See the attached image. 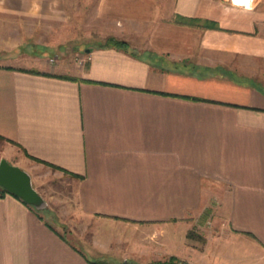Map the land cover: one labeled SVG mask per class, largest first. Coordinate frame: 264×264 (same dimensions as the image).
Wrapping results in <instances>:
<instances>
[{
  "label": "crops",
  "instance_id": "obj_1",
  "mask_svg": "<svg viewBox=\"0 0 264 264\" xmlns=\"http://www.w3.org/2000/svg\"><path fill=\"white\" fill-rule=\"evenodd\" d=\"M243 5L0 0V52L20 46L9 21L90 12L113 25L98 36L129 43L94 45L80 63L39 72L0 63V135L75 175L84 214L145 227L164 259L264 264V0ZM206 211L218 215L204 244H191ZM45 213L0 196V264H100L103 243L102 256L82 251Z\"/></svg>",
  "mask_w": 264,
  "mask_h": 264
},
{
  "label": "rangeland",
  "instance_id": "obj_2",
  "mask_svg": "<svg viewBox=\"0 0 264 264\" xmlns=\"http://www.w3.org/2000/svg\"><path fill=\"white\" fill-rule=\"evenodd\" d=\"M87 15V19L83 21H9V40L14 44L20 43V46L8 50L2 49L0 63L29 66L36 70L45 66L51 69L54 67L51 63L57 65L58 59L68 64L72 58H75L76 62L80 63L81 59L86 57L88 48L101 45L110 38L98 36L99 32H102V29L113 28L111 23L98 20L92 12ZM3 157L14 164L32 169L34 186L48 201L46 218L82 251L94 257L102 256L101 243H103L104 259L101 258L99 261H104L106 264H124L126 260L129 261L128 264H156V261L165 260V257L160 254V251H163L164 255H167L165 248L157 241L158 237L146 234L145 227H139V225L134 229L133 225L129 224L108 225L84 214L80 205L75 175L39 161L19 146L0 139V160ZM218 203H220L219 198L215 200V204ZM215 215L218 213L206 211L203 216L201 214V218L196 220V226L191 230H194L195 234H200L205 241L204 236L208 234ZM133 234H136V237L128 243L129 236L132 238ZM203 240L196 237L189 238L191 244H204ZM148 249L153 253L144 254ZM182 255L186 256V254H180L179 257L182 258ZM179 264L188 263L180 262Z\"/></svg>",
  "mask_w": 264,
  "mask_h": 264
},
{
  "label": "water",
  "instance_id": "obj_3",
  "mask_svg": "<svg viewBox=\"0 0 264 264\" xmlns=\"http://www.w3.org/2000/svg\"><path fill=\"white\" fill-rule=\"evenodd\" d=\"M0 186L38 210L48 207V201L34 186L31 173L6 157L0 160ZM128 262L126 260L124 264Z\"/></svg>",
  "mask_w": 264,
  "mask_h": 264
},
{
  "label": "trees",
  "instance_id": "obj_4",
  "mask_svg": "<svg viewBox=\"0 0 264 264\" xmlns=\"http://www.w3.org/2000/svg\"><path fill=\"white\" fill-rule=\"evenodd\" d=\"M100 46H105V47H107V46H116V47H119V48L129 49V44L126 41L119 40V39H116L114 37H110L107 42L101 44ZM32 71L39 72L38 70H32ZM0 139L5 140V138L3 136H1V135H0ZM1 188L2 189L0 190V196H3L6 193H9L5 188H3V187H1ZM41 211L46 212V209L41 210ZM193 237H196V238H199L200 240H203V237L200 234H195L194 230H190L188 232V238H193ZM180 262H182V261L178 257H176V256H170L169 258H167V259H165L163 261L160 260V261H156L155 263L156 264H179ZM99 263L100 264H106V262H104V261H99Z\"/></svg>",
  "mask_w": 264,
  "mask_h": 264
},
{
  "label": "built area",
  "instance_id": "obj_5",
  "mask_svg": "<svg viewBox=\"0 0 264 264\" xmlns=\"http://www.w3.org/2000/svg\"><path fill=\"white\" fill-rule=\"evenodd\" d=\"M234 4H238V5H243V4H239L240 2H237V0H231ZM256 2V0H250L249 4L243 5L246 6L248 8H250L251 6L254 5V3Z\"/></svg>",
  "mask_w": 264,
  "mask_h": 264
},
{
  "label": "bare ground",
  "instance_id": "obj_6",
  "mask_svg": "<svg viewBox=\"0 0 264 264\" xmlns=\"http://www.w3.org/2000/svg\"><path fill=\"white\" fill-rule=\"evenodd\" d=\"M237 2H240L241 4H249L250 0H237Z\"/></svg>",
  "mask_w": 264,
  "mask_h": 264
}]
</instances>
